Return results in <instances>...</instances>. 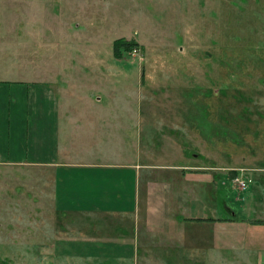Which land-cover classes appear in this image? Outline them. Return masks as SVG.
<instances>
[{"label": "rangeland", "instance_id": "374dc122", "mask_svg": "<svg viewBox=\"0 0 264 264\" xmlns=\"http://www.w3.org/2000/svg\"><path fill=\"white\" fill-rule=\"evenodd\" d=\"M118 40L134 45L117 55ZM43 69L88 78V102L119 107L126 151L177 165L222 219L188 226L211 255L136 264H264V0H0V76ZM26 181L0 174V264H72L40 249Z\"/></svg>", "mask_w": 264, "mask_h": 264}, {"label": "crops", "instance_id": "0c3cea01", "mask_svg": "<svg viewBox=\"0 0 264 264\" xmlns=\"http://www.w3.org/2000/svg\"><path fill=\"white\" fill-rule=\"evenodd\" d=\"M23 71L0 76V174L27 179L23 200L41 226L34 234L44 232L45 256L136 264L179 249L193 262L201 250L211 255V235L204 241L188 226L222 219L206 214L191 177L179 176L177 165L143 162L139 143L126 151L125 123L111 114L119 107L88 102L78 87L88 78Z\"/></svg>", "mask_w": 264, "mask_h": 264}, {"label": "trees", "instance_id": "16d2710c", "mask_svg": "<svg viewBox=\"0 0 264 264\" xmlns=\"http://www.w3.org/2000/svg\"><path fill=\"white\" fill-rule=\"evenodd\" d=\"M120 45H126V46H133V43L127 42V41H123V43H120V40L115 42V52L117 53V55H119L118 49L120 50Z\"/></svg>", "mask_w": 264, "mask_h": 264}, {"label": "built area", "instance_id": "2783aa9c", "mask_svg": "<svg viewBox=\"0 0 264 264\" xmlns=\"http://www.w3.org/2000/svg\"><path fill=\"white\" fill-rule=\"evenodd\" d=\"M234 180H235L236 182H238L239 185L243 186V188L246 187V185H247V184H246L247 181H246L245 178H240V177L238 176V177H236Z\"/></svg>", "mask_w": 264, "mask_h": 264}]
</instances>
